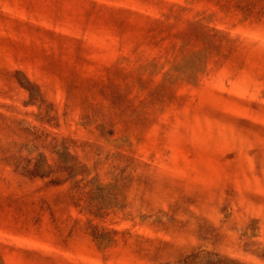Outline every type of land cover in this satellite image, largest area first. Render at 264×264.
Segmentation results:
<instances>
[{"label": "rangeland", "instance_id": "rangeland-1", "mask_svg": "<svg viewBox=\"0 0 264 264\" xmlns=\"http://www.w3.org/2000/svg\"><path fill=\"white\" fill-rule=\"evenodd\" d=\"M0 264H264V0H0Z\"/></svg>", "mask_w": 264, "mask_h": 264}]
</instances>
